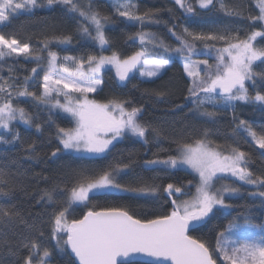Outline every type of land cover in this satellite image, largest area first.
Wrapping results in <instances>:
<instances>
[{"label": "snow or ice", "instance_id": "6c2138e0", "mask_svg": "<svg viewBox=\"0 0 264 264\" xmlns=\"http://www.w3.org/2000/svg\"><path fill=\"white\" fill-rule=\"evenodd\" d=\"M174 4L184 14L192 15L197 8L212 11L219 4V10L232 19L206 31L184 26L180 33L176 25L167 26L165 22L178 42L172 46L156 33L144 30L146 25L161 23L159 10L140 12L133 0H113L116 16L139 25L140 30L127 39L138 41L140 47L130 55L113 50L111 55L86 58L61 56L52 50V45L73 42L72 34L58 32L54 24L51 35H36L40 47L31 44L32 36L22 40L16 33L0 34V61L19 64L22 58L35 63L31 75L23 79L12 74L13 68H9L7 79L0 76V145L22 142L19 132L14 131L17 122L43 132V124L20 106L30 101L49 113L50 122L53 110H60L73 124L56 126L58 146L49 159H59L61 154L76 159H104L116 143L125 139L134 138L147 145L150 138H163L170 139L175 149L164 157L160 153L168 150L162 148L151 158L145 153L144 168L157 175L176 176L183 171L192 176L186 183L172 180L161 184L155 177L137 175L126 183L125 176L137 163L131 156L126 162L116 161L99 169L73 168L58 180L42 173L28 179L19 169L12 172L0 167V199L5 201L0 203V264H52L53 248L67 256L66 264H264V224L253 223L244 212L217 228L211 240L191 235L200 226L211 224L221 211L235 207L229 201L242 189L253 202L259 198L264 205V172L256 174L250 169V152L242 150L235 140L232 144L217 143L210 138L207 127L200 129L196 137L189 129L169 135L164 128L144 122L143 107L130 99L100 103L89 98V93L102 90L101 73L107 66L115 70L121 84L134 78L135 73L154 82L178 59L190 80L184 97L192 105L190 110L202 118L203 124L213 126L219 123L220 114L231 112L232 137H244L245 143L254 144L264 156V130L258 132L236 115L241 104L258 105L264 112V0H257L258 14L248 16L241 7L230 6L224 0H174ZM56 7L70 19L79 18L76 23L81 39L93 42L102 53L109 50L106 26L112 17L95 10L93 0H0V27L17 16ZM237 22L238 26H231ZM213 53L214 65L208 59H194ZM145 92L161 100L168 94L163 90ZM23 159L40 160L35 141L27 142ZM40 181L51 187L39 188ZM30 183L37 184L34 194L29 193ZM246 185L252 187L244 188ZM17 193L31 196L27 207L22 202H11ZM112 193L170 201V211L141 219L125 207H89L93 197ZM185 196L188 198H182ZM79 206L87 211L75 218L73 213ZM45 226L49 229L47 235L55 241L53 248L45 246Z\"/></svg>", "mask_w": 264, "mask_h": 264}, {"label": "trees", "instance_id": "16d2710c", "mask_svg": "<svg viewBox=\"0 0 264 264\" xmlns=\"http://www.w3.org/2000/svg\"><path fill=\"white\" fill-rule=\"evenodd\" d=\"M87 0H82V3H86ZM138 5L139 11L144 12L147 10H159L160 24H151L145 26V31H151L156 33L158 37L165 40L166 43L172 46L177 45V41L168 32L167 26L176 25L175 30L180 33L184 26L193 30H208L209 27L222 26L230 22L232 18L224 15L219 10V4L212 11L201 10L197 8L195 15L184 14L178 6L174 4V0H133ZM228 5H235L242 8L245 16L256 15L259 12L257 7V0H224ZM94 9L99 11L102 15H109L112 17L111 22L106 26V34L111 41L109 50L101 52L100 48L93 42L87 39H81L77 32L76 20L70 19L60 7L55 9H37L32 15L23 14L15 17L11 20L7 26L0 27V34L10 35L16 33L22 40L28 39L32 36L31 44L34 47H40L36 35L40 33H46L51 35V25H55L58 32L70 33L73 36V42L70 45H52V50L59 51L62 55H70L78 58L87 55H111V51H119L122 55H130L140 47L138 41H130L127 37L139 31V25L135 22H128L123 18L114 14L112 8V2L108 0H93ZM171 9V11H169ZM47 22V27L45 26ZM244 31L247 32V22L245 21ZM232 24V27L238 26ZM23 29V30H22ZM212 56L200 55L194 57V59H208L210 64H215ZM35 63L23 61L19 64H15L13 60H8L6 63L0 61V76L7 79L10 75L9 68H13V75H17L20 79H23L25 75H31L30 69L34 67ZM104 83L101 85L102 90H98L95 93H89V98H94L100 103H107L112 99H130L134 105L142 106L144 111L142 113V120L153 125H158L165 129L169 135H179L180 130H191V136L196 137L199 135V130L202 128H209L211 131L210 138L219 144H232L235 140L239 144L242 150L251 153L250 169L256 174L264 172V156L260 155L262 150L255 147L254 144L245 143L244 137H232L231 124L232 113H222L217 119L219 123L215 126L206 125L202 123V118L196 115L190 109L192 105L185 101L184 97L187 96V87L190 85V80L184 74L181 62L176 59L166 70L165 74H162V78H157L154 82L142 80L134 75L130 81L124 84H119L112 70L106 69L102 72ZM43 70H40V79L42 80ZM2 82V81H0ZM133 85H137L134 88ZM153 90H163L168 94L161 100L157 97L145 92ZM42 90V89H41ZM250 91H253L250 89ZM176 105H184L181 108H175ZM20 106L25 107L30 111L34 118H37L39 122L43 124V132L38 133L35 127L23 126L16 123L14 131H18L22 142H18L15 146H3L0 145V167L15 172L19 171L26 173L28 179L32 178L34 173H42L47 175L52 180H58L64 176V173L70 169L76 168H103L109 164H113L116 161H127L130 156L137 161L133 166V171L125 176L123 182H131L137 175L143 176L147 179L155 177L157 183H166L172 180H178L180 182H187L192 179L191 175L186 172H179L176 176L169 174H159L148 171L143 166V159L145 153L147 158H151L152 154L157 152L158 149H166L168 151L161 152L162 157L166 156L169 151L175 149V145L171 143L170 139L153 140L150 138V142L147 145L136 139H125L115 144L110 154L104 159H76L69 158L67 154H61V158H51V151L58 146V141L55 139L54 132L56 126L60 127H72L71 119L63 113L52 112L51 122L49 121V113L44 111L43 108H37L33 106L32 102L23 103ZM173 109H175L173 111ZM236 115L240 119H244L249 125L258 132L264 130V112L260 110L258 105L253 104H241L237 108ZM175 130V131H174ZM7 135V134H5ZM246 136V134H245ZM187 138V134H185ZM250 139V137L248 138ZM35 141L37 145V153L40 156L39 161H27L23 159L24 148L27 146V142ZM15 161L16 163H13ZM229 182V181H226ZM39 188L43 189L51 187V184L40 181ZM244 188H251L250 186H244ZM37 189L36 183L29 184V193H35ZM194 191V187L192 189ZM187 198V196L182 197ZM11 199L12 203H23L27 207V202L31 199V196L24 195L23 193H17ZM5 202L0 199V203ZM230 203H233L235 207L228 211H221L216 218H214L211 224L206 226H200L198 230L191 231V235L196 238L205 240H211L215 234L217 228H222L232 220L238 213L244 212L253 223L264 224V205H261L259 198L249 197L247 192L242 189L241 194L238 197L232 198ZM96 205V210H102L108 207H125L131 214L138 218H152L153 214H163L165 211H170L169 203H164L163 200H157L156 198H141L135 197L132 194L112 193L108 195H97L93 197L89 207ZM44 211L43 209H37ZM52 210V206L48 211ZM87 209L83 206H79L78 210L73 213L75 218L82 216L83 212ZM46 236L44 238L45 246L53 248L55 241L51 240L47 235L49 229L47 226L44 228ZM67 256L60 253L53 248L52 264H66Z\"/></svg>", "mask_w": 264, "mask_h": 264}, {"label": "rangeland", "instance_id": "374dc122", "mask_svg": "<svg viewBox=\"0 0 264 264\" xmlns=\"http://www.w3.org/2000/svg\"><path fill=\"white\" fill-rule=\"evenodd\" d=\"M108 1H111L112 3H113V0H108ZM61 56H65V55H62V54H60ZM73 57H75V56H73ZM76 58H78V57H76ZM214 59V58H213ZM214 62H215V60H213ZM216 63V62H215ZM181 65H182V68H183V64H182V62H181ZM214 65V64H213ZM46 67V66H45ZM86 67V66H85ZM201 67H203V66H201ZM106 69H110V70H112L113 71V73H114V75H115V79H116V81L119 83V84H121L119 81H118V79L116 78V74H115V70L113 69V68H111L110 66H107V67H105V69L104 70H106ZM103 70V71H104ZM184 70V69H183ZM102 71V72H103ZM102 74V73H101ZM184 74H185V72H184ZM133 75H136L138 78H140V79H142V80H146L145 78H141L140 76H139V74L138 73H135V74H133ZM185 76L187 77V75L185 74ZM5 79V78H4ZM187 79H189L188 77H187ZM42 81V80H41ZM73 96H75V95H77V94H72ZM61 100H63V97H61ZM60 112V113H63V112H61L60 110H53V112ZM63 114H65V113H63ZM66 116H68L67 114H65ZM69 117V116H68ZM70 118V117H69ZM71 119V118H70ZM17 123H19V122H17ZM19 124H21V123H19ZM23 125V124H22ZM23 126H26V125H23ZM224 182H226V181H224ZM220 185L219 184H217V187H219ZM248 186V185H247ZM250 187H252V186H250ZM194 191H195V189H194ZM193 191V192H194ZM122 194H125V193H122ZM188 198V197H187ZM186 199V198H185Z\"/></svg>", "mask_w": 264, "mask_h": 264}]
</instances>
